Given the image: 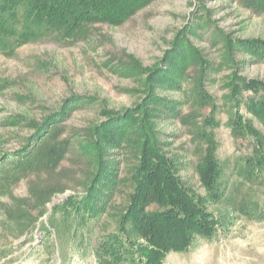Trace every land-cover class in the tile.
<instances>
[{
    "label": "rangeland",
    "instance_id": "374dc122",
    "mask_svg": "<svg viewBox=\"0 0 264 264\" xmlns=\"http://www.w3.org/2000/svg\"><path fill=\"white\" fill-rule=\"evenodd\" d=\"M223 37L232 41L233 50ZM254 40L264 42V10L242 0H146L119 25H91L83 40L50 37L9 56L0 53V264H99L98 240L115 231L118 212L129 204L136 158L133 146L119 137L118 145L109 146V133L98 136L96 128L111 114L141 106L148 76L157 68H174L157 81L159 100L149 107L162 150L174 160L180 181L205 195L196 171L199 155L181 122L188 115L201 121L192 96L199 80L216 106L218 126L211 131L224 165L221 184L234 193V165L242 151L228 126L234 105L226 97L235 76L264 83V57L243 45ZM239 113L264 139V125L244 103ZM57 114L61 117L40 136L46 140L56 132L46 151L56 153L58 144L64 145L58 161L23 170L19 154L37 145L31 141L36 128ZM98 139L111 183L97 196L101 212L82 223L87 214L76 216L65 204L74 198L79 206L86 195L97 172L98 149L91 143ZM262 203V212H254L252 219L228 200L207 203L222 227L210 240L197 237L187 251L168 254L163 264H264Z\"/></svg>",
    "mask_w": 264,
    "mask_h": 264
},
{
    "label": "trees",
    "instance_id": "16d2710c",
    "mask_svg": "<svg viewBox=\"0 0 264 264\" xmlns=\"http://www.w3.org/2000/svg\"><path fill=\"white\" fill-rule=\"evenodd\" d=\"M144 1L0 0V53L9 56L22 45L50 37L57 41L83 40L91 25H119ZM242 1L247 7L264 10V0ZM223 40L233 50L232 41L225 37ZM243 45L255 52L257 57H264V42L254 40ZM160 69L148 76L145 85L147 98L141 106L123 115L111 114L107 121L96 128L98 136L109 133L106 136L109 146L119 144L117 137L125 142V146H133L136 158V167L129 177L133 183L132 193L128 196L129 204L118 212L114 221L115 231L98 240L96 252L99 264H163L168 254L187 251L195 238L210 240L222 227L221 218L207 208L210 202L218 203L223 199L233 202L249 219H252L254 212H262L264 139L250 122L243 121L239 106L244 103L246 111L264 125V83L246 81L236 76L229 82L230 93L226 99L233 102L234 110L229 116L228 126L236 146L242 151L234 165L237 181L232 189L235 196L221 184L224 165L217 158L216 140L211 131L212 127L218 126L216 106L205 94L199 80L193 84V102L201 121H191L194 117L188 115L181 122L189 128L192 144L199 155L196 171L205 192L201 196L182 184L175 162L163 152L159 133L151 122L154 111L149 105L159 100L154 94L156 83L174 68ZM66 109L65 106L61 113ZM60 114L50 117L36 128L31 141H36L37 145H30L19 154L17 163L23 170L40 163L52 167L58 161L56 159L62 153L59 146L64 145L58 144L56 153L46 151L50 147L47 144L52 141L51 136L56 132L48 135L46 140L42 139L45 135L40 136V133L46 125L55 124L54 120L61 117ZM127 130L128 138H125ZM131 136L133 139L130 140ZM92 142L91 145L98 149L97 172L88 183L86 195L78 200L79 206H74V198L65 204L76 216L80 212L87 214L80 218L82 223L101 212V202L97 196L102 193L101 187L111 183L110 176L106 175L108 171L103 161L100 139ZM240 146H246V149Z\"/></svg>",
    "mask_w": 264,
    "mask_h": 264
}]
</instances>
